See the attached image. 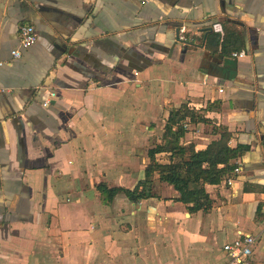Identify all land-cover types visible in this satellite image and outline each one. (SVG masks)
Listing matches in <instances>:
<instances>
[{
	"label": "crops",
	"instance_id": "crops-1",
	"mask_svg": "<svg viewBox=\"0 0 264 264\" xmlns=\"http://www.w3.org/2000/svg\"><path fill=\"white\" fill-rule=\"evenodd\" d=\"M23 23L37 41L12 59ZM0 60V264H227L239 232L264 264V0H0ZM183 103L209 124L187 120L182 144L222 128L247 147L205 187L211 210L158 182L155 198L105 203L98 186L143 179Z\"/></svg>",
	"mask_w": 264,
	"mask_h": 264
},
{
	"label": "trees",
	"instance_id": "trees-1",
	"mask_svg": "<svg viewBox=\"0 0 264 264\" xmlns=\"http://www.w3.org/2000/svg\"><path fill=\"white\" fill-rule=\"evenodd\" d=\"M204 113L205 110L191 109L186 103L173 109L166 120L161 143L147 152L149 163L143 171V179L131 190L107 189L100 185L98 190L101 199L109 203L117 193H123L129 201L139 203L141 200L157 197L154 184L158 182L171 186L176 192L174 201L185 205L189 213L209 212L213 200L205 187L217 186L224 181L235 169L234 161L247 147L240 145L231 148L228 145L231 134L222 128L214 132L218 139L203 150L197 151L192 145L182 144L187 120L197 118L199 122L209 124ZM161 153L169 154V163L161 164L156 160V155Z\"/></svg>",
	"mask_w": 264,
	"mask_h": 264
},
{
	"label": "built area",
	"instance_id": "built-area-1",
	"mask_svg": "<svg viewBox=\"0 0 264 264\" xmlns=\"http://www.w3.org/2000/svg\"><path fill=\"white\" fill-rule=\"evenodd\" d=\"M215 31L221 32L218 25L213 26ZM187 30L184 26H181L177 29L176 41L178 43L186 42ZM37 41V34L35 28L28 23H23L19 26L18 29V46L13 49L10 53L12 59H19L21 57V52L23 50H27L28 48L32 47ZM245 53L240 52L234 54V57H244ZM6 62L0 60V67L5 65ZM3 92L0 89V93ZM53 96V94H51ZM48 101L44 102V106H47ZM186 130V126H184ZM241 170L240 167H236L233 170V173H239ZM229 185L231 184V180L227 182ZM256 243V239L254 236L249 234H242L241 232L238 233V237L230 242L226 243L222 246V251L227 256V264H252L251 256H252V248Z\"/></svg>",
	"mask_w": 264,
	"mask_h": 264
},
{
	"label": "rangeland",
	"instance_id": "rangeland-1",
	"mask_svg": "<svg viewBox=\"0 0 264 264\" xmlns=\"http://www.w3.org/2000/svg\"><path fill=\"white\" fill-rule=\"evenodd\" d=\"M155 214H156L155 210H153L152 212L147 213V219L149 221H152V228H153V226L155 224V221L159 224V222L156 220L157 215H155Z\"/></svg>",
	"mask_w": 264,
	"mask_h": 264
}]
</instances>
